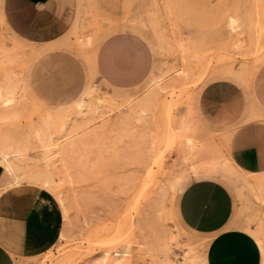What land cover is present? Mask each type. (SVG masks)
<instances>
[{
	"label": "rangeland",
	"instance_id": "rangeland-1",
	"mask_svg": "<svg viewBox=\"0 0 264 264\" xmlns=\"http://www.w3.org/2000/svg\"><path fill=\"white\" fill-rule=\"evenodd\" d=\"M147 30L150 75L104 88L98 45ZM0 52V199L36 190L65 221L62 240L27 264H204V239L177 215L202 172L230 188L264 264V185H250L257 176L195 108L208 82L250 86L264 71V0H0Z\"/></svg>",
	"mask_w": 264,
	"mask_h": 264
},
{
	"label": "crops",
	"instance_id": "crops-1",
	"mask_svg": "<svg viewBox=\"0 0 264 264\" xmlns=\"http://www.w3.org/2000/svg\"><path fill=\"white\" fill-rule=\"evenodd\" d=\"M191 33L184 29L186 36ZM151 36L148 30L121 32L98 45L96 69L104 88L129 89L146 80L157 61ZM259 68L264 70V63ZM195 108L234 165L256 175L257 186L264 185V71L250 86L232 78L208 82L198 92ZM4 172L0 163V182ZM198 174L204 175L183 188L177 215L184 228L204 239V264H262L261 246L236 217L230 188L213 173ZM64 228L60 206L43 202L30 188L9 190L0 199V264L40 258L62 240Z\"/></svg>",
	"mask_w": 264,
	"mask_h": 264
},
{
	"label": "bare ground",
	"instance_id": "bare-ground-1",
	"mask_svg": "<svg viewBox=\"0 0 264 264\" xmlns=\"http://www.w3.org/2000/svg\"><path fill=\"white\" fill-rule=\"evenodd\" d=\"M150 30H151V29H150ZM104 38H105V37H104ZM0 53H1V52H0ZM127 93H128V92H127ZM130 97H131V96H130ZM130 97H128V98L130 99ZM118 98H119V97H118ZM110 99H111V98H110ZM113 99H114V98H113ZM111 100H112V99H111ZM114 100H115V99H114ZM114 100H113V101H114ZM123 100L125 101L126 99H122L121 101H123ZM253 114H255V113H253ZM253 114H252V115H253ZM250 115H251V114H250ZM255 115H256V114H255ZM262 116H263V115H262ZM260 117H261V116H260ZM263 117H264V116H263ZM255 118H257V116H255ZM47 119H48V116H47ZM38 137H39V136H38ZM28 174H29V173H28ZM16 175L19 176V174H17V173H16ZM20 175H21V173H20ZM31 175H32V172H31ZM31 175H29V176H31ZM44 178H45V177H44ZM46 179H47V177H46ZM48 179H49V178H48ZM258 179H259V178H258ZM19 181H20V180H19ZM25 181H26V180H25ZM30 181H31V180H30ZM33 181H34V180H33ZM42 181H43V180H42ZM15 182H16V181H15ZM20 183H21V181H20ZM43 183H44V182H43ZM252 183H253L254 185H256V186L258 185V182H257L256 179L252 180V182H250V185H251ZM18 184H19V183H18ZM41 184H42V183H41ZM44 184H45V183H44ZM46 184H47V182H46ZM46 184H45V185H46ZM37 185H38V183H37ZM53 185H54V184H53ZM39 186H40V185H39ZM46 186H47V185H46ZM46 186H45V187H46ZM52 187H53V186H52ZM58 187H59V186H58ZM53 188H54V187H53Z\"/></svg>",
	"mask_w": 264,
	"mask_h": 264
}]
</instances>
